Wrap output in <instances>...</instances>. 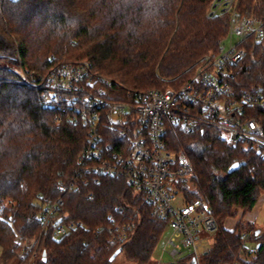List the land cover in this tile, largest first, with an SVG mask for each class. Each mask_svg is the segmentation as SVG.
<instances>
[{
  "label": "trees",
  "instance_id": "16d2710c",
  "mask_svg": "<svg viewBox=\"0 0 264 264\" xmlns=\"http://www.w3.org/2000/svg\"><path fill=\"white\" fill-rule=\"evenodd\" d=\"M82 2V3H81ZM210 0H0V264H154L169 223L141 206L122 178L101 177L67 191L58 190L77 168L86 130L43 107V87L23 82L25 67L41 82L55 64L88 60L96 73L136 90L176 86L202 55L218 49L228 31L227 17L208 15ZM243 15L264 18V0H241ZM247 55L230 77L237 95H264V42L251 39ZM20 70V69H19ZM162 78L166 79H162ZM264 127V110H248ZM62 118L61 120L59 118ZM168 148L183 150L193 162L198 191L205 196L218 229L202 264H264V230L245 220L264 193V160L258 151L231 146L212 130L171 125ZM236 162H245L228 173ZM62 195L55 219L82 221L84 227L61 237L54 226L42 235L45 204ZM10 200L9 204H5ZM120 208L122 213H115ZM241 213L233 229L224 226ZM135 228L123 245L109 244L110 215ZM15 229H14V228ZM250 232L254 256L240 254L242 234ZM29 245L39 240L33 256ZM33 242V243H34ZM118 248L121 252L111 260Z\"/></svg>",
  "mask_w": 264,
  "mask_h": 264
},
{
  "label": "built area",
  "instance_id": "2783aa9c",
  "mask_svg": "<svg viewBox=\"0 0 264 264\" xmlns=\"http://www.w3.org/2000/svg\"><path fill=\"white\" fill-rule=\"evenodd\" d=\"M241 0H210L208 15L227 17L228 31L218 49L202 55L186 72L170 79L176 86L136 91L112 78L96 73L87 60L53 65L39 82L34 72L20 68L23 82L43 87L41 104L86 130V145L77 168L68 180H59L63 194L101 177L122 178L139 195L141 206L150 208L155 219L168 222L161 255L154 264H202L200 229L216 233L217 221L205 196L190 200L198 191L193 162L181 150L167 145L171 125L183 129L212 130L231 146L258 151L264 160V127L248 110H264V95H237L230 77L247 55L251 39L264 42V18L243 15ZM59 118L60 120L62 118ZM62 195L44 205L41 235L54 226V236L84 227L82 221L55 219L63 203ZM2 207H0V210ZM115 213H122L120 208ZM109 244L123 245L135 228L134 222L121 223L111 214ZM250 232L242 234L240 254H256ZM33 256L38 253L37 240ZM33 249V250H34ZM168 254L172 260L165 261ZM231 264H242L238 256Z\"/></svg>",
  "mask_w": 264,
  "mask_h": 264
},
{
  "label": "rangeland",
  "instance_id": "374dc122",
  "mask_svg": "<svg viewBox=\"0 0 264 264\" xmlns=\"http://www.w3.org/2000/svg\"><path fill=\"white\" fill-rule=\"evenodd\" d=\"M82 3V2H81ZM83 61V60H81ZM88 61V60H87ZM73 62H76V61H73ZM64 63V62H63ZM20 68L17 69V71H19L21 73V71L19 70ZM24 69H26L24 67ZM161 77V76H159ZM162 78V77H161ZM164 79V78H162ZM166 80V79H164ZM166 82H172V81H168L166 80ZM174 82V81H173ZM175 83V82H174ZM10 203V200H7L6 199V202L5 204H9ZM2 207V206H1ZM253 213H257L258 214V218L256 220V223H257V226L255 225L256 228H259L261 230H264V193L261 194L259 200H258V203L257 205L254 207V209L251 211ZM241 217V213L239 212V215L235 218H229L227 219L225 222H224V226L227 227V228H233L235 225H236V222L238 221L237 219H240ZM245 220H247L246 218H244ZM14 228V227H13ZM15 229V228H14ZM214 232H209V231H206L205 229L201 228L200 229V232H199V237L200 239L202 240V243H201V250L203 251L204 249L208 248L211 244V241L213 239V236H214ZM20 235V237L24 238L21 234H18ZM25 239V243H26V246L28 247L29 251H33L34 247L37 245V240L33 243L32 242V245H29V239L27 237L24 238ZM163 240V239H162ZM162 240L161 242L158 244L157 246V249L155 251V256L158 257L161 255V252H162ZM36 249H34L35 251ZM1 255H2V248L0 247V259H1ZM164 260L165 261H170L172 260L171 256L168 255V254H165L164 256ZM118 264H127L123 258H119ZM180 264V263H178Z\"/></svg>",
  "mask_w": 264,
  "mask_h": 264
},
{
  "label": "water",
  "instance_id": "95a60500",
  "mask_svg": "<svg viewBox=\"0 0 264 264\" xmlns=\"http://www.w3.org/2000/svg\"><path fill=\"white\" fill-rule=\"evenodd\" d=\"M245 165V162H236L233 165H231V167L228 169V173H233L236 170H239L242 166ZM121 248H118L116 250V252L112 255L111 260H113L120 252H121ZM195 263V260L192 261V264Z\"/></svg>",
  "mask_w": 264,
  "mask_h": 264
},
{
  "label": "crops",
  "instance_id": "0c3cea01",
  "mask_svg": "<svg viewBox=\"0 0 264 264\" xmlns=\"http://www.w3.org/2000/svg\"><path fill=\"white\" fill-rule=\"evenodd\" d=\"M258 213V212H257ZM257 213H253V212H249L245 215V218L251 222H253L256 226H257V223H256V220L258 218V214ZM238 220V219H237ZM234 228V227H233ZM233 228H229V229H233Z\"/></svg>",
  "mask_w": 264,
  "mask_h": 264
}]
</instances>
